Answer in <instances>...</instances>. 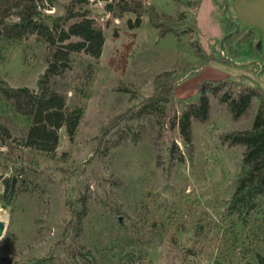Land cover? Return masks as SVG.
Segmentation results:
<instances>
[{"label": "rangeland", "instance_id": "rangeland-1", "mask_svg": "<svg viewBox=\"0 0 264 264\" xmlns=\"http://www.w3.org/2000/svg\"><path fill=\"white\" fill-rule=\"evenodd\" d=\"M68 1L45 13L61 15ZM108 1L85 4L104 32L100 57L83 53L56 77L73 108L80 97L66 85L94 68L79 131L70 137L59 129L53 154L25 146L30 124L0 92V219L6 222L0 257L11 259L0 264H258L264 194L252 207H230L245 146L223 136L251 129L260 100L235 119L210 93V116L192 119L190 146L173 120L205 81L233 96L246 84L264 92L259 29L245 28L235 0H132L179 22V36L160 35L149 13L132 26L136 14L116 18L105 9ZM226 4L240 28L222 46L235 30ZM15 12L5 20H17ZM54 49L36 32L12 42L0 33V87L37 90ZM13 174L16 193L5 199L4 180Z\"/></svg>", "mask_w": 264, "mask_h": 264}, {"label": "trees", "instance_id": "trees-1", "mask_svg": "<svg viewBox=\"0 0 264 264\" xmlns=\"http://www.w3.org/2000/svg\"><path fill=\"white\" fill-rule=\"evenodd\" d=\"M57 1L0 0L2 39L8 42L20 41L25 34L36 32L55 46L52 59L38 81L37 90L25 86L13 87L7 83L0 87V92L10 102L14 112L24 116L30 124L25 146L51 154L55 152L59 142V129L66 128L70 137L79 131L85 111L84 99L91 91L94 68L92 65L86 67L85 80H81L76 85H66L80 97L73 108L67 104V95L59 90L56 77L69 70L74 59L82 56L83 53L99 58L105 42L102 27L92 16L90 8L85 5L88 0H69L64 5L63 13L55 17L45 13V10L54 7ZM14 7L17 20H5ZM105 9L116 18H121L129 12L136 14L135 23L130 22L132 26L140 25L142 17L149 13L150 20L159 30L160 35L173 33L179 36L183 31L180 30L179 22L174 21L172 17L161 15L154 6L147 8L140 1L110 0ZM229 26L233 27L234 24L229 22ZM73 37L78 39L73 40ZM230 37L232 35L225 41ZM197 50L201 55L205 54L202 45H198ZM25 52V61H28L27 49ZM221 85L212 81L203 82L199 95L192 99L180 117L174 118L173 125L179 126L185 143L190 146L192 119L205 121L210 116V93L219 96L222 102L227 103L235 119L240 118L250 109L254 98L260 100V108L251 129L232 131L223 136V140L231 145L245 146L243 173L239 178L230 207H252L256 197L264 194V92L256 86L246 84L236 96H233L228 92L221 93ZM153 103H148L147 107L153 106ZM15 170L20 173L18 167ZM4 183V197L11 199L16 193L17 174L6 178ZM1 261L10 262L11 259L0 257ZM258 264H264V256L259 257Z\"/></svg>", "mask_w": 264, "mask_h": 264}, {"label": "crops", "instance_id": "crops-1", "mask_svg": "<svg viewBox=\"0 0 264 264\" xmlns=\"http://www.w3.org/2000/svg\"><path fill=\"white\" fill-rule=\"evenodd\" d=\"M252 1L255 2L249 3V6H245L242 5V0H235L234 9L236 10L238 17L243 19L245 28L254 27L259 29V36L264 46V21L261 23L257 19L259 14H262V11H264V0ZM262 18L264 19V16Z\"/></svg>", "mask_w": 264, "mask_h": 264}, {"label": "water", "instance_id": "water-1", "mask_svg": "<svg viewBox=\"0 0 264 264\" xmlns=\"http://www.w3.org/2000/svg\"><path fill=\"white\" fill-rule=\"evenodd\" d=\"M224 15L226 16V18H228V20L234 24L235 26V30L234 31H231L229 32L228 34H226L223 38H222V46H223V43L225 41L226 38H228L229 36L237 33L239 31V24L237 22H235L229 15H228V5L226 4L225 7H224ZM5 228H6V222L5 220L3 219H0V237L3 236L4 234V231H5Z\"/></svg>", "mask_w": 264, "mask_h": 264}]
</instances>
